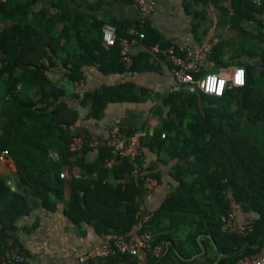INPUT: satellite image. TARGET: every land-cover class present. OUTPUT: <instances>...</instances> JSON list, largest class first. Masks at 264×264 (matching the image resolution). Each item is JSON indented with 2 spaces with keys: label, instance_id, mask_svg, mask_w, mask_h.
Instances as JSON below:
<instances>
[{
  "label": "trees",
  "instance_id": "16d2710c",
  "mask_svg": "<svg viewBox=\"0 0 264 264\" xmlns=\"http://www.w3.org/2000/svg\"><path fill=\"white\" fill-rule=\"evenodd\" d=\"M117 1L132 3L49 0L36 9L39 0H0V80L4 86L0 155L6 150L5 156L15 167L13 178L0 172V264L11 248L23 250L14 233L20 218L36 208L52 210L62 202L63 212L72 222H93L97 231L107 236L128 233L137 224L135 213L146 191L142 183L132 178L130 162L115 158L110 167L105 166V161L113 158L106 140L97 148L85 144L79 151H69L72 137L90 132L73 134L68 130L78 120V110L68 104L65 91L54 85L47 74L57 64L58 51L67 54L61 64L71 83L84 79L83 69L89 65H98L104 74L150 69L149 47L158 43L164 48L170 41L163 39L146 17L143 23L141 18L99 19L85 11ZM183 2L186 8H194L197 22L193 24V34L197 42L206 39L215 24L225 36L235 32L237 37L232 40L241 51H245L243 43L248 39L264 43V4L257 6L253 0ZM209 11L215 13V23V18H209ZM107 22L116 29L112 46H105L102 41V26ZM133 30L144 33L141 44L148 51L133 55L131 66L125 68L120 61V41L131 37ZM216 35L217 41L200 63L195 78L211 72L207 61L214 66L229 63L220 58L229 46L227 38L222 33ZM256 54L264 62V46ZM230 62L244 69L243 86H228L222 96L167 91L155 110L161 121L150 135L142 137L141 144H147L163 161L171 162L172 176L178 182L159 215L175 209L191 213L194 236L217 232L225 246L220 248L237 252L264 233V70L243 61ZM135 89L132 82L125 81L84 91L75 98L87 108L89 117L100 119L110 102L140 100ZM136 130L121 126L127 136ZM49 151H57L59 160H49ZM64 167L66 178L60 177ZM74 169L79 170L80 177L71 175ZM230 196L245 211L258 215L252 220L253 231L246 236L220 230L222 217L231 211ZM148 224L152 230V223ZM167 239L155 235V242L163 248ZM262 246L264 240L259 247L227 256L216 264H233Z\"/></svg>",
  "mask_w": 264,
  "mask_h": 264
},
{
  "label": "crops",
  "instance_id": "0c3cea01",
  "mask_svg": "<svg viewBox=\"0 0 264 264\" xmlns=\"http://www.w3.org/2000/svg\"><path fill=\"white\" fill-rule=\"evenodd\" d=\"M48 2L49 0H39L36 9L48 4ZM85 11L99 19L116 17L132 21L142 17V14L131 2H109V4H103L98 9L92 11L85 9ZM208 15L209 18H215L213 21L215 23V13L209 11ZM261 18L264 19V13L261 14ZM146 21L165 40L197 42L193 34V24L197 22L194 17V8H186L183 0H157L155 10L146 16ZM219 28L213 24L206 39L203 40L206 41L207 38L213 37L217 41L216 34L222 33V37L227 38L229 46L224 49L220 58L229 61V63L223 66H214L212 61H209L211 62L210 65L207 61L206 67L211 72L229 71L235 66L234 63L230 62L233 60L247 62L264 70V62L256 54L259 52V47L264 46L263 42L257 43L256 39H248L243 43L245 51H241L235 47L232 40L237 37L235 32L230 31L225 36L224 30ZM202 29V26H199V30L202 31ZM62 42L63 40H61ZM73 46L74 44L71 43L70 48ZM132 51L135 56L148 50L142 44H137ZM150 55L147 60L150 68L148 70L104 74L99 70L98 65L85 66L83 69L84 79H80L83 81L82 91L73 93V85L66 77L68 71L61 64L67 54L65 51H58L57 64L52 66L47 74L54 85L65 91V99L68 104L78 110L79 118L68 130L73 134L88 130L102 141L107 139L110 125L115 120H119L127 128L143 130L150 135L161 121L160 113L155 111L161 105V96L171 90L174 82L169 64L161 56L153 53ZM125 81L132 82L136 86V95L140 97V100L110 102L105 107L104 115L100 119L89 117L87 108L81 107L75 98L76 95H81L84 91H93L105 85H114ZM3 96L4 86L0 80V104ZM170 164L171 162L163 161L147 144H141V165L149 170L152 175L155 174L153 176L157 179L158 184L151 191L144 188L146 192L139 204L153 212V217L149 222L152 223L153 229L151 230V227L149 229L154 237L156 235L168 238L160 257L155 258L144 251H140L133 257L127 255H115L106 258L85 257L94 244L110 236L99 233L93 222L75 224L63 212L64 204L59 202L52 210L40 207L33 210L29 215L20 218L18 229L14 235L22 245V251L30 255L31 262L17 264H216L227 256L239 254L249 248L261 245L264 238L259 245L250 246L243 250L247 243L256 242L264 233L256 241L246 242L237 252H225L220 248L224 244L223 239L217 236V232L193 235V214L186 211L180 213L175 209L171 212L169 210L162 211L159 215L162 205L178 184L172 176L173 170ZM74 170L79 171L78 169ZM14 171L15 167L12 160L3 156L0 160V172L13 178ZM14 184L19 186L17 181ZM230 199L231 212L239 222H252L253 219L257 218L258 215L254 211H245L240 203H237L231 196ZM173 208L171 207V209ZM220 230L224 231L223 226ZM256 253H264V246Z\"/></svg>",
  "mask_w": 264,
  "mask_h": 264
},
{
  "label": "built area",
  "instance_id": "2783aa9c",
  "mask_svg": "<svg viewBox=\"0 0 264 264\" xmlns=\"http://www.w3.org/2000/svg\"><path fill=\"white\" fill-rule=\"evenodd\" d=\"M143 19L150 15L156 8L157 0H132ZM257 6L263 5L264 0H253ZM144 33L133 30L131 37L122 38L120 41V61L125 68H129L133 61V47L143 42ZM102 41L105 46H112L116 41V29L111 23H104L102 26ZM212 40H201L199 42H178L171 40L167 47L162 48L158 43L149 47L153 54L161 56L168 64L173 85L171 90L183 91L184 93L201 92L208 95L222 96L228 86L240 87L245 84V71L240 66H233L226 72H208L205 75L195 78L194 74L199 71L200 63L206 59L213 44ZM211 62L208 61V65ZM207 65V66H208ZM73 93H79L83 88V81L77 80L72 83ZM122 123L115 120L108 129L106 145L110 147L113 158L105 161V166L110 167L115 158L127 159L131 166V175L136 182L143 184L147 191H151L157 184V179L141 165V139L146 135L143 130H136L130 136L121 131ZM164 137V134L161 135ZM102 141L95 134H79L72 137L69 143V151L76 152L87 144L89 147L97 148ZM7 154L4 150L0 160ZM48 159L58 161L60 155L57 151H49ZM73 177H80L81 173L73 170ZM60 177H68L67 169L63 168ZM153 217V212L139 204L135 213L137 224L128 233H118L104 238L101 242L94 244L85 255L106 258L115 255L135 256L140 251L160 257L163 252L161 244L155 242V237L148 227ZM224 231L238 236H246L253 231L251 221L239 222L231 211L222 217ZM31 257L18 247L11 248L1 264L30 263ZM233 264H264V253H254L238 258Z\"/></svg>",
  "mask_w": 264,
  "mask_h": 264
},
{
  "label": "water",
  "instance_id": "95a60500",
  "mask_svg": "<svg viewBox=\"0 0 264 264\" xmlns=\"http://www.w3.org/2000/svg\"><path fill=\"white\" fill-rule=\"evenodd\" d=\"M263 238H264V235H263L259 240H257V241L254 242V243H247V244L244 246L243 250L247 249V248L250 247V246L259 245Z\"/></svg>",
  "mask_w": 264,
  "mask_h": 264
}]
</instances>
